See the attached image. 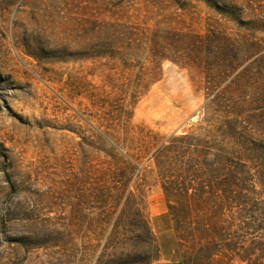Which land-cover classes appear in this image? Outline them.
<instances>
[{
    "label": "rangeland",
    "instance_id": "374dc122",
    "mask_svg": "<svg viewBox=\"0 0 264 264\" xmlns=\"http://www.w3.org/2000/svg\"><path fill=\"white\" fill-rule=\"evenodd\" d=\"M0 264H264V0H0Z\"/></svg>",
    "mask_w": 264,
    "mask_h": 264
}]
</instances>
